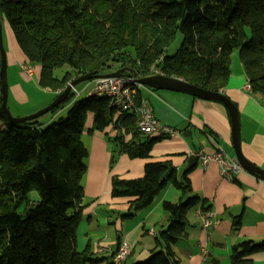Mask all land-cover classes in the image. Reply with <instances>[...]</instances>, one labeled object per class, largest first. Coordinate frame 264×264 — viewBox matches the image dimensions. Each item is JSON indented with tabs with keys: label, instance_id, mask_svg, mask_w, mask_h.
Here are the masks:
<instances>
[{
	"label": "trees",
	"instance_id": "1",
	"mask_svg": "<svg viewBox=\"0 0 264 264\" xmlns=\"http://www.w3.org/2000/svg\"><path fill=\"white\" fill-rule=\"evenodd\" d=\"M0 16L26 63L40 67V88L56 98L86 74L123 70L125 77L143 78L153 76L151 68L220 92L236 51L248 91L264 97V0H0ZM178 35L182 42L171 53ZM56 71L64 73L57 77ZM64 100L39 119L15 124L4 115L0 90V264L97 263L89 247L78 250L76 238L89 157L82 136H107L119 147L111 166L121 153L147 159L153 145L165 139L139 134L135 115L111 107L108 98L76 97L72 90ZM66 107V116L55 119ZM50 114L52 120L42 124ZM109 128L117 134H108ZM209 137L217 141L213 132ZM143 172L135 180L112 178L111 198L132 199L122 221L149 208L168 183L186 199L164 202L169 224L149 258L135 264H181L172 246L188 236V219L198 208H211L193 192L189 170L179 177L170 161H161L147 163ZM33 192L38 199L31 198ZM234 219L235 231L241 218ZM260 253L264 239L240 242L230 264H256L253 257Z\"/></svg>",
	"mask_w": 264,
	"mask_h": 264
},
{
	"label": "crops",
	"instance_id": "2",
	"mask_svg": "<svg viewBox=\"0 0 264 264\" xmlns=\"http://www.w3.org/2000/svg\"><path fill=\"white\" fill-rule=\"evenodd\" d=\"M23 59L25 65V56ZM242 66L240 59L231 58V75L220 93L239 109L242 155L264 170V97L247 91L248 77ZM37 75L39 82L40 69ZM16 87L22 91L19 85ZM17 89H14L12 102L21 108L22 97ZM141 96L148 101L157 120L176 128L180 135L155 143L147 159H134L121 153L111 166V159L119 152V147L112 144L107 136H90L85 132L88 141L83 143L89 157L85 160L83 219L76 236L78 250L89 247L92 258L99 260L93 264L114 263L113 255L120 248L119 244L129 248V255L121 264H135L148 259L156 239L169 224L167 213L162 208L164 202L180 203L186 198L168 183L149 208L124 222L120 216L129 212L132 199L111 198L110 184L113 177L125 181L143 178L147 163L170 161L179 177L190 171L193 192L220 219L218 226L205 230L200 220L191 216L188 219V236L172 246L177 258L181 264H230L229 256L234 246L247 240L258 242L264 239V180L243 171L234 180L226 181L217 164L204 168L198 159L190 162V156H195L198 150L213 152L216 147L235 157L231 121L226 108L216 102L167 90L147 88L143 92L141 90ZM32 112L25 111L20 116L31 115ZM91 123L90 117L86 123L88 128ZM106 132L117 134L110 128ZM188 132L189 136H183ZM212 132L216 142L209 137ZM124 138L125 141L130 140L129 135ZM238 217L241 225L234 231L233 221ZM253 259L256 264H264V253L254 255Z\"/></svg>",
	"mask_w": 264,
	"mask_h": 264
},
{
	"label": "built area",
	"instance_id": "3",
	"mask_svg": "<svg viewBox=\"0 0 264 264\" xmlns=\"http://www.w3.org/2000/svg\"><path fill=\"white\" fill-rule=\"evenodd\" d=\"M22 69L26 76L32 77L34 74L32 67L22 65ZM158 68L149 70L152 75H161ZM83 89L73 88L76 97L94 98L105 97L110 100V106L121 112L133 113L136 117V128L139 134L149 137H165L170 138L180 135L179 131L173 127L167 126L154 116L150 104L144 98L138 99L137 95L141 92L143 86L138 84L134 77H111L99 78L85 85ZM245 88L251 90V85L246 84ZM48 91H51L48 89ZM52 92V91H51ZM194 157L198 159L200 164L205 168L211 164H217L223 180H234L241 172L244 171L242 165L235 157H230L220 147H216L213 152H207L200 149L194 153ZM194 217L201 220L203 229L209 230L220 224V219L213 211H203L198 208ZM129 255V248L122 245L118 253L114 257V264L125 262Z\"/></svg>",
	"mask_w": 264,
	"mask_h": 264
},
{
	"label": "water",
	"instance_id": "4",
	"mask_svg": "<svg viewBox=\"0 0 264 264\" xmlns=\"http://www.w3.org/2000/svg\"><path fill=\"white\" fill-rule=\"evenodd\" d=\"M3 38V22L2 18L0 16V83H1V91H2V110L4 112V115L8 118L9 121L15 124L24 123L27 121H32L35 119H39L43 117L44 115L49 114V112H52L54 109H57L59 105H61L69 96L70 92L73 88L77 87L78 85H81L82 83L89 82L91 80L99 79V78H111V77H121L123 76V70L115 71L114 73L110 74H104L100 75L96 72L86 74L84 76H81L77 78L76 80H73L67 88L56 98L54 101L47 107L43 108L42 110L35 112L34 114H31L29 116L24 117H14L12 114H10V110L8 108V99H9V85H8V77H7V70H8V60H7V54L4 47V39ZM138 84L142 85L145 88H150L152 90H167L177 93H182L185 95H189L192 97H196L199 99L212 101L219 103L220 106H224L227 108L229 115H230V121H231V131H232V144H233V150H234V156H236L237 160L242 165V168L244 171L260 178L261 180H264V170H262L259 167H256L254 164L249 162L244 155H242V149H241V118H240V112L236 105L233 104V102L223 95L220 92H213L210 90H206L203 88H200L196 85L190 84L185 81H181V79L178 78H171L163 75H153L148 77H137L135 78ZM53 118V115L50 114L45 118V120H42V124H46L49 121H51ZM183 136H189L188 133H183ZM197 158L194 156H190V162L192 160H196ZM172 172V169L169 170Z\"/></svg>",
	"mask_w": 264,
	"mask_h": 264
},
{
	"label": "rangeland",
	"instance_id": "5",
	"mask_svg": "<svg viewBox=\"0 0 264 264\" xmlns=\"http://www.w3.org/2000/svg\"><path fill=\"white\" fill-rule=\"evenodd\" d=\"M8 24L5 22L3 23V38L4 39V47L7 54V60H8V70H7V77H8V85H9V99H8V108L10 110V114H12L14 117H24L20 116L23 115L22 113H25V111H35L38 112L42 110L43 108L50 105L56 96L52 93H49L44 88H40L39 82H38V76L40 67L33 64L26 65L32 67L33 69V76L28 77L26 76L25 72L22 69L23 65V53L20 51L12 30L10 29ZM182 42L181 35L177 36V39L175 40V43H173V47L171 49V53H174L179 47L180 43ZM239 54L238 51L231 54V58L235 60H239ZM22 58V59H21ZM115 68V67H114ZM62 73L64 71H56L54 75L57 77H61ZM125 77V76H123ZM89 84V83H88ZM16 85H19V88L22 90L14 88ZM83 85V84H81ZM17 89L19 95L22 97V100H20L21 108H17L15 104L12 102L13 99H15V92L14 89ZM78 89L83 88L82 86H78ZM147 88L143 87L142 92L146 90ZM43 107V108H41ZM39 109V110H38ZM68 107L65 109L59 111V113L56 115L55 119H58V117H64L67 114ZM35 112H32L35 113ZM26 116H29L30 114H25ZM91 116H89L90 118ZM92 118V117H91ZM85 135V134H84ZM82 136L83 142L86 143L88 141V136ZM31 198L38 199V194L36 192H33L31 194Z\"/></svg>",
	"mask_w": 264,
	"mask_h": 264
}]
</instances>
